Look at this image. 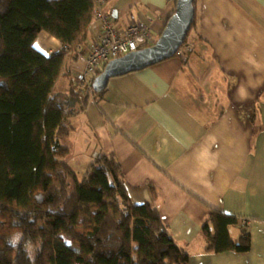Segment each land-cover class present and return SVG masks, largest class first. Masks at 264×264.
Returning a JSON list of instances; mask_svg holds the SVG:
<instances>
[{"label":"crops","instance_id":"crops-1","mask_svg":"<svg viewBox=\"0 0 264 264\" xmlns=\"http://www.w3.org/2000/svg\"><path fill=\"white\" fill-rule=\"evenodd\" d=\"M176 3L102 0V9L119 30L151 19L156 39ZM195 11L185 60L114 77L88 97L71 164L85 175L94 160L115 155L131 201L159 210L188 264H264V0H198ZM100 31L95 16L78 58L67 56L73 80ZM35 47L62 48L45 33ZM70 84L61 76L54 93ZM215 210L249 224L248 253L207 252L202 228ZM231 234L237 241L240 229Z\"/></svg>","mask_w":264,"mask_h":264},{"label":"trees","instance_id":"trees-1","mask_svg":"<svg viewBox=\"0 0 264 264\" xmlns=\"http://www.w3.org/2000/svg\"><path fill=\"white\" fill-rule=\"evenodd\" d=\"M98 7L0 0V264L189 263L159 210L131 201L115 155L94 160L83 178L71 164L74 120L93 88L75 83L67 61L80 55ZM43 33L67 51L38 50ZM61 76L67 94L54 93ZM202 236L211 254L251 250L249 224L218 210Z\"/></svg>","mask_w":264,"mask_h":264},{"label":"water","instance_id":"water-1","mask_svg":"<svg viewBox=\"0 0 264 264\" xmlns=\"http://www.w3.org/2000/svg\"><path fill=\"white\" fill-rule=\"evenodd\" d=\"M194 1L177 0L175 12L152 46L131 52L106 64L92 83L94 93L103 92L114 77L137 72L175 57L185 45L195 21Z\"/></svg>","mask_w":264,"mask_h":264},{"label":"built area","instance_id":"built-area-1","mask_svg":"<svg viewBox=\"0 0 264 264\" xmlns=\"http://www.w3.org/2000/svg\"><path fill=\"white\" fill-rule=\"evenodd\" d=\"M95 16L101 22V31L97 42L90 49L85 69L74 76V81L80 88L91 85L102 67L110 61L150 47L156 42L151 19L135 23L125 30H119L113 25L111 15L103 11L102 0H99ZM60 50L67 51L63 47ZM191 52L193 48L190 45H184L177 55L187 57Z\"/></svg>","mask_w":264,"mask_h":264},{"label":"rangeland","instance_id":"rangeland-1","mask_svg":"<svg viewBox=\"0 0 264 264\" xmlns=\"http://www.w3.org/2000/svg\"><path fill=\"white\" fill-rule=\"evenodd\" d=\"M157 39H158V37L156 38V40H157ZM37 47L39 48V47H40V44H37ZM212 83H214V84H216V85H218V84H228V83L226 82V80H224L223 78H219V77H217V76H213V77H212ZM55 93H57V90H56ZM211 99H212V98H211ZM77 122H78L77 119H75V120H74L75 126H77ZM77 130H79V125L77 126ZM77 136H80L79 132L74 131L73 134H72V136L70 137V139L73 138V140H75V139L77 138ZM80 177L83 178V177H84V174L81 173V174H80Z\"/></svg>","mask_w":264,"mask_h":264},{"label":"clouds","instance_id":"clouds-1","mask_svg":"<svg viewBox=\"0 0 264 264\" xmlns=\"http://www.w3.org/2000/svg\"><path fill=\"white\" fill-rule=\"evenodd\" d=\"M179 56V55H178Z\"/></svg>","mask_w":264,"mask_h":264}]
</instances>
